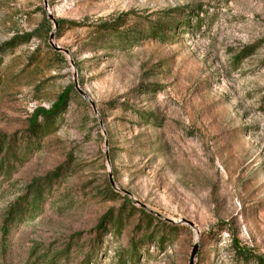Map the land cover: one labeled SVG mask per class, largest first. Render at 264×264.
Listing matches in <instances>:
<instances>
[{
	"label": "rangeland",
	"instance_id": "rangeland-1",
	"mask_svg": "<svg viewBox=\"0 0 264 264\" xmlns=\"http://www.w3.org/2000/svg\"><path fill=\"white\" fill-rule=\"evenodd\" d=\"M74 80L89 102L30 133ZM194 247V264L264 260V0H0V264Z\"/></svg>",
	"mask_w": 264,
	"mask_h": 264
},
{
	"label": "trees",
	"instance_id": "trees-1",
	"mask_svg": "<svg viewBox=\"0 0 264 264\" xmlns=\"http://www.w3.org/2000/svg\"><path fill=\"white\" fill-rule=\"evenodd\" d=\"M58 26L60 24V21H56ZM45 26H46V29H45V34H48L51 30V25L49 24V22L47 21V19L45 20ZM161 29H156V30H153V32L151 33V36L153 38H158V36H160V39L159 40H163L164 36H163V31H161ZM35 38H38V35L36 33V31H33L31 33H28L26 35H23L21 37H14L10 43L6 44L5 46H11V45H14L15 43H27L29 42L30 40L32 39H35ZM58 55V53H57ZM241 58V57H240ZM239 59H237L238 61ZM71 94H74V95H77V92L74 88L73 85H71L69 87L68 90L65 91V93H63L61 95V97H59L58 99V102L50 109V110H45V109H38L37 111H35L34 115H33V118L30 122V133L32 134H35L36 133V130L39 126V123H38V120H42V121H48V120H51L52 118L56 117L60 112L61 110L64 109L65 107V103H67V99H68V96L71 95ZM37 194V193H35ZM237 254L243 258H245L246 260L248 258L252 259L255 264H264V260L260 257H256V256H252V255H244L243 251H240L238 250L237 251Z\"/></svg>",
	"mask_w": 264,
	"mask_h": 264
},
{
	"label": "water",
	"instance_id": "water-1",
	"mask_svg": "<svg viewBox=\"0 0 264 264\" xmlns=\"http://www.w3.org/2000/svg\"><path fill=\"white\" fill-rule=\"evenodd\" d=\"M48 19H50L51 23L53 24L54 26V30L56 31L57 27H58V24L57 22L50 16L48 15L47 16ZM55 31L53 33L50 34L49 36V41L51 42L54 38V34H55ZM52 47H54V50L55 51H58L60 50L59 48L55 47L54 45H52ZM67 53V52H65ZM74 78H76V76L74 75ZM74 88L76 90V92L81 95L86 101L89 102V98L87 97V95L85 93H83L79 88H78V85H77V82L76 80H74ZM186 224L188 226H190L191 228H194L193 224H191L190 222H186ZM195 255H196V247L193 248L192 252H191V255H190V261H189V264H194V260H195Z\"/></svg>",
	"mask_w": 264,
	"mask_h": 264
}]
</instances>
